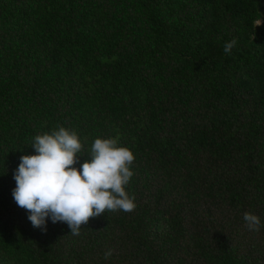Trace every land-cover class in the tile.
<instances>
[{
	"label": "trees",
	"instance_id": "1",
	"mask_svg": "<svg viewBox=\"0 0 264 264\" xmlns=\"http://www.w3.org/2000/svg\"><path fill=\"white\" fill-rule=\"evenodd\" d=\"M59 126L75 167L133 152L134 211L32 225L14 173ZM0 264H264V0H0Z\"/></svg>",
	"mask_w": 264,
	"mask_h": 264
},
{
	"label": "clouds",
	"instance_id": "2",
	"mask_svg": "<svg viewBox=\"0 0 264 264\" xmlns=\"http://www.w3.org/2000/svg\"><path fill=\"white\" fill-rule=\"evenodd\" d=\"M236 44V39L226 42L225 55H231ZM30 145L35 154L21 157L14 173L13 198L30 213L28 219L34 227L46 231L50 217L53 223L66 222L71 234L79 235L81 225L92 217L135 210V197L125 188L133 176L130 165L135 156L128 147L118 146V138H96L88 153L91 159L79 168L74 165L77 154H83V145L75 131L59 126L51 134L36 135ZM243 219L250 231H260L258 215L246 212ZM113 252L108 249L104 258L109 259Z\"/></svg>",
	"mask_w": 264,
	"mask_h": 264
}]
</instances>
